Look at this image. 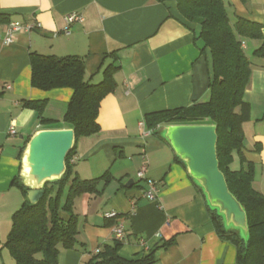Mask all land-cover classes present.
Wrapping results in <instances>:
<instances>
[{
	"label": "crops",
	"instance_id": "0c3cea01",
	"mask_svg": "<svg viewBox=\"0 0 264 264\" xmlns=\"http://www.w3.org/2000/svg\"><path fill=\"white\" fill-rule=\"evenodd\" d=\"M226 2L232 23L244 18L264 24V0ZM72 13L83 21L66 34L65 18ZM0 15L10 24L36 25L16 32L6 44L9 24H0V264H15L5 243L13 215L24 203L13 182L21 179L25 148L40 130L67 128L64 118L73 96L69 88L32 87L31 53L83 59L92 84L103 81L108 66L120 67L116 89L100 106V132L79 139L72 160L84 180L105 174L112 179L101 183L100 194L76 200L78 242L74 249H60L58 264H89L98 251L114 245L117 221L103 216L110 211L125 224L127 237L119 251L125 260L153 256L151 264H237V248L219 237L201 189L162 138L163 126L150 130L146 124L147 116L210 100L211 53L202 50L197 25L182 19L177 3L0 0ZM255 42L258 48L261 42ZM249 58L256 66L244 96L251 107L244 154L255 165L254 188L264 195V60ZM27 100L47 101L41 117L24 107ZM12 126L16 135L10 134ZM144 166L146 178L157 184V202L143 196L148 187L138 174ZM234 166L240 168L238 158Z\"/></svg>",
	"mask_w": 264,
	"mask_h": 264
},
{
	"label": "trees",
	"instance_id": "16d2710c",
	"mask_svg": "<svg viewBox=\"0 0 264 264\" xmlns=\"http://www.w3.org/2000/svg\"><path fill=\"white\" fill-rule=\"evenodd\" d=\"M184 21L197 25L196 39L202 50L212 56L210 100L186 108H178L146 117L150 130L169 125L217 126V152L220 170L229 189L245 208L250 227V240L245 245L239 232L228 231L217 214L210 211L219 237L232 243L238 251L237 264H264V195L254 188L255 165L244 154V124L250 120V105L244 96L256 63L246 54L245 42L260 41L253 57L264 60V24L229 16L226 0H173ZM0 24H10L9 17L0 15ZM116 61V59H115ZM31 85L42 91L69 88L73 96L64 118L65 126L74 129L76 144L81 138L100 132L98 123L102 101L116 89L115 74L120 67L114 64L104 70V79L92 84L87 79L85 62L78 57L59 58L30 54ZM46 100L24 101V107L35 110L40 117ZM42 123H47L41 119ZM76 145L67 157V172L55 183H47L42 200L32 205L28 188L20 178L14 185L22 191L24 203L13 215V226L5 248L16 264H58L60 249L71 250L79 234L75 202L84 194H100L101 183L111 177L84 180L78 176L72 162ZM238 158L240 168L234 166ZM122 243L106 246L89 264H151L154 258L129 261L120 257Z\"/></svg>",
	"mask_w": 264,
	"mask_h": 264
},
{
	"label": "water",
	"instance_id": "95a60500",
	"mask_svg": "<svg viewBox=\"0 0 264 264\" xmlns=\"http://www.w3.org/2000/svg\"><path fill=\"white\" fill-rule=\"evenodd\" d=\"M161 136L201 189L208 208L222 219L226 230L239 232L248 245L250 227L247 212L230 191L220 170L217 126H163ZM75 145V130L68 128L40 130L30 139L22 156L20 176L28 188V200L32 205L42 200L47 183L58 182L66 174V160Z\"/></svg>",
	"mask_w": 264,
	"mask_h": 264
},
{
	"label": "built area",
	"instance_id": "2783aa9c",
	"mask_svg": "<svg viewBox=\"0 0 264 264\" xmlns=\"http://www.w3.org/2000/svg\"><path fill=\"white\" fill-rule=\"evenodd\" d=\"M82 21H83V17L78 15V14L72 13V14L67 15L65 18L66 27L64 29V32L66 34H69L70 26L76 22H82ZM35 28H36V25H23L21 23H11L8 25L5 43L6 44L12 43L13 36L16 32L23 31V30L24 31H30V30H33ZM244 48H245V45H244ZM10 134L11 135L17 134L15 127L12 126L10 128ZM146 172H147V166H144L138 174L139 179L145 181V183L148 187V189L144 191L143 196L151 202H157L158 201L157 184L155 181L146 178V176H145ZM103 216L107 220H116L117 221L114 224L115 239L117 242L123 244L126 240L127 234H126V228H125L124 222L122 220H119L120 214L116 211H110V212L104 213ZM97 253H99V251Z\"/></svg>",
	"mask_w": 264,
	"mask_h": 264
},
{
	"label": "rangeland",
	"instance_id": "374dc122",
	"mask_svg": "<svg viewBox=\"0 0 264 264\" xmlns=\"http://www.w3.org/2000/svg\"><path fill=\"white\" fill-rule=\"evenodd\" d=\"M232 19H233V17H232ZM234 20V19H233ZM245 46H246V49H245V51H246V54L248 55V56H250V57H253V52H254V50L257 48V46H256V42L255 41H250V40H248V41H246L245 42ZM235 168H237L236 166H235ZM10 255V254H9ZM10 257H11V255H10ZM12 258V257H11ZM14 263L16 264V262L14 261Z\"/></svg>",
	"mask_w": 264,
	"mask_h": 264
}]
</instances>
